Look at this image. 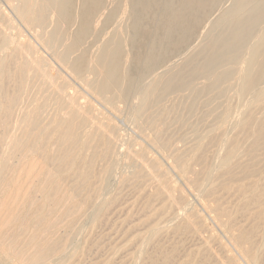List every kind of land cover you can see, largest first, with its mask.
I'll return each mask as SVG.
<instances>
[{
  "label": "bare ground",
  "instance_id": "obj_1",
  "mask_svg": "<svg viewBox=\"0 0 264 264\" xmlns=\"http://www.w3.org/2000/svg\"><path fill=\"white\" fill-rule=\"evenodd\" d=\"M159 1L7 0L13 14L16 15L15 17L21 19L27 28L34 30V36H30L36 39V43L50 52L61 69L72 75L78 82L80 81L86 90L91 91L107 107L118 108L116 107L118 104H126L131 92L133 93L132 90L136 88L133 87L136 78L131 66H137L139 63L137 59L141 61L144 70L152 71L153 75L146 83L145 80L142 81V78H139L137 82L139 93L137 92L138 96L134 103L135 111L132 108L134 111L132 123L145 125L155 119L160 122L164 121L165 118L167 122V116L173 115V117L171 116L173 119H169H172L174 123L192 124L188 121L195 117L198 99L200 96L202 97L201 101L205 98L202 103L208 108L203 113L200 111L202 114L199 116L198 122L217 123L218 127L215 128L216 130L208 128L202 132L200 131L201 124L199 125L195 120L196 124L193 123L191 131L189 132L188 129L185 132L190 133H186V136L190 135L194 140L196 139L191 142L189 140L191 137L188 136V144L190 142L193 144L196 141L197 144H194V148L191 145L192 147L188 149L195 150L197 148L207 154L210 149L211 154L208 160L212 155L214 157L215 154H218V151L222 152L217 157L218 166L215 161L212 167L208 166L211 165L214 158L212 161L209 160L210 164L199 165L205 163L207 154L205 153L204 156L203 153L200 155L196 154L198 151H195L196 155L188 161L182 159L184 161L182 164L177 157L175 167L178 166L180 172L191 174L189 184L191 189L194 188L193 191L203 189L205 195H208L206 197L211 196L209 198L216 199L220 196V190L228 189L231 184V189L240 195L236 212L240 213V216L247 215L245 217L247 220L242 218L249 224H247V228H237L236 233V230L233 229L235 231L232 230L230 233L231 242L248 263L264 264V0H232L228 6L225 4H228L230 0H225L228 1L226 3L224 1L226 8L224 7L223 13L220 11L222 15L217 16V19L212 23H206L208 15L217 10L222 0H180L181 2L177 0L180 3L178 9L173 7L175 0H166L162 7L159 6L161 4ZM158 7H161L163 16L157 29L161 37L150 47L148 54L143 59L139 55L138 57L131 55V47L143 45V35L138 36L143 33L142 30L144 31L146 27L148 14L155 13ZM1 12L3 13L4 10ZM5 20L8 21V19ZM204 23L207 25H205L207 39L204 45L199 46V51L197 50V54L199 53L201 57L198 59L196 56L198 60L200 58L201 60L196 64V58L192 57L190 53L191 57L186 58L184 63H179L180 67H176L179 65L175 66L172 63L167 66V59L175 56L179 52V47L181 48V45L189 41V38L191 39L193 34L197 33V28ZM8 24L6 25L8 26ZM12 24L15 25L14 22ZM5 26L0 25V126L3 127L0 128V131L5 128L4 133L0 132L3 133V136H0V146H2L0 157V256L5 255L12 259H19L20 264H48V261L57 258L70 245L66 246L68 239L64 237L66 240L64 243L63 235L57 238L45 231L59 219H69L73 222L76 220L75 218H80L78 215L84 213L83 210L86 212L89 200L84 194L83 196L80 194V190L91 187L97 181L96 177L100 172L105 174L110 172L111 164L108 167L107 161L116 154L113 148L115 145L111 146L116 126L112 125L111 120L112 126L106 132L104 128L109 127L107 121L110 119L105 120L107 124H103L104 121L101 123L99 117L102 114L95 115L91 111L94 106L89 107L90 104L87 105L86 102L82 104L79 100L76 101L77 97L75 100V95L73 97L72 93L69 94L71 87L65 80L66 77H63V73H59V69L55 74L50 73L51 65L48 68L46 65L48 63L42 56L37 55V46L27 38L26 42H21L18 38L17 41L16 37L12 39L8 27ZM9 28L11 29V23ZM198 29L201 30L200 27ZM20 34L21 32L18 36H21ZM192 38H196L195 35ZM187 43L185 47H188L189 43ZM10 49H13L10 56H6ZM162 65L165 66L162 68ZM11 66H13V71ZM198 79L200 83L195 84L194 82ZM11 80L15 82L14 84L12 81L16 86L12 87L16 88V92L12 89L13 94L7 92V83H11ZM170 95H177L179 98L174 100L176 96H172L174 99L172 98L173 101H170L169 106L166 105V102H169L166 98ZM204 95H208L209 99H206ZM235 104L236 106L233 108ZM235 107H238L237 118L233 117ZM182 108L185 109V115L179 113ZM233 119H235L234 122H232ZM191 121L193 122V120ZM186 124L184 127L187 129ZM217 124L213 126L216 127ZM231 126L233 130H229ZM228 131H234V134L230 136V133L228 136ZM161 139L155 140L159 149H163L166 145ZM180 141L186 143L184 139ZM187 150L186 153H190ZM184 153L185 151L183 155L186 154ZM190 155L192 154L190 153ZM17 157L30 158L28 171L34 173V181L23 188L24 191L20 187L9 193L4 187L7 181L6 175L14 168L11 161ZM180 157L184 158L182 155ZM193 163L195 165L197 163L199 168L201 166V170L195 168L197 165L192 166ZM214 164L216 169L213 168ZM155 166V162L143 165L146 176L152 174L151 171H154L152 168H157ZM178 167L176 168L178 169ZM193 169H198V172ZM164 172L163 174H166V171ZM62 179L71 180H68L69 183L71 182V186H69L70 189H64L65 203L62 205L57 219L51 222V216L62 201L59 198ZM133 179L135 178L133 177ZM158 179L160 178L156 177V180ZM203 179L208 182L205 187L203 186L206 180ZM126 181L130 182L128 179ZM126 181L124 180L125 183H127ZM156 185L158 182L154 188H157ZM166 187L164 193L161 188L160 192L158 191L161 196V192L163 195L165 194V201L168 199V204L165 203L164 207H160L159 213L168 206H172L177 211L186 203V197L183 200L180 193L175 195L176 198L175 192H171L172 196L169 193L170 189L167 191ZM77 193L83 199H77ZM85 193L89 194V190L88 192L86 190ZM155 193V195L158 194ZM202 194L200 193V195ZM223 194H221L222 197L225 195ZM231 194L236 195L235 193ZM13 196L16 198L12 199ZM76 196L77 198H75ZM159 198H162L163 202V197L158 196L157 200ZM207 208L209 209L210 206ZM232 209L227 210L228 215L231 214V211H235ZM224 210L220 206L211 209L212 213L216 211L217 215L219 214L215 217L216 221L220 215L221 218L218 219L222 220V215L225 214ZM232 215L234 216L235 212ZM173 216L175 215L173 214ZM223 220H226L225 217ZM233 220L231 221L234 222L235 220ZM248 220L252 223L250 224ZM176 223L178 224L177 221ZM181 225L183 224L181 223ZM191 225V223H184L181 231L184 232ZM150 233L155 234L152 229H150ZM37 238L40 240L37 241ZM151 238L150 242L152 243ZM258 239L259 243L255 241ZM19 241L23 243L22 248H19L21 253L18 249ZM147 243L149 247V241ZM144 244L146 246V243ZM142 252H144L142 255L147 253L144 250ZM161 255L159 254V256ZM204 255L206 256L205 253ZM171 256L166 255V260L163 259L164 257L161 259L163 262L169 261L168 257L171 258ZM148 257L151 256L146 258ZM232 257L234 260V256ZM230 258L228 257L229 260H232ZM151 259L154 260L153 257ZM233 262L231 261L230 264ZM49 263L51 264V262ZM234 263L236 264V261Z\"/></svg>",
  "mask_w": 264,
  "mask_h": 264
},
{
  "label": "rangeland",
  "instance_id": "obj_2",
  "mask_svg": "<svg viewBox=\"0 0 264 264\" xmlns=\"http://www.w3.org/2000/svg\"><path fill=\"white\" fill-rule=\"evenodd\" d=\"M167 1H169V0H167ZM175 1H176L174 3L175 5H173V7L178 9L179 5H180L179 2H181V1L180 0H178L179 2H177V0H175ZM224 1L225 0H222L223 3L221 2V5L217 8V10H214L212 13L210 12L211 15L209 13L210 16L208 15L206 23L214 22V20L217 19V16L220 17L222 15L224 7L226 8V6H228L232 2V0H230V1L228 0L229 2L225 1V3L228 2V4H225ZM164 2L166 3V0H160L159 3H161V4H159V6L161 5V7H162L163 5H165ZM8 4H9V2H7V0H0V11L4 10L3 13L2 12L0 13V25L3 27L6 24H8V22H9L8 26L6 25L5 27H8V29H9L8 31L11 33L10 37L12 39H14L16 37L15 40L18 41V39H19V41H21V42H26L27 40H29V41L31 40V42H33L37 46L36 47L37 48V55L42 56L44 61L49 64V65L46 64L47 67L51 65L50 68L48 67L49 70H51L50 73L55 74V73H57V69H59L58 72L63 73L62 74V75H64L63 77H66L65 80H67V83L69 82L68 85H70V87H71V89L69 88V94L72 93L71 96L73 95V97L75 95L74 99L77 97L76 98L77 100L76 99L75 100L76 101L79 100V102H81L82 104L86 102L85 104H87V105L90 104L89 107L94 106L93 108H91V111L93 114H95V115L98 113H99V115L102 114L99 117L100 122L102 123V121H104L103 124L108 123V125H109V127L106 126L104 128L105 131L106 132L109 131V128L112 125L116 126V130L114 131V136H113L114 138L111 140V144H112L111 146L115 145V147H113V148H114L116 154L113 155L112 157H110V159H108V161H107L108 167H109V164H111L110 165L111 168L109 167L110 172H107L106 174L100 172L99 173L100 175L99 174L97 175V177H96L97 181L92 184V186L93 185L94 186L93 187L91 186V187L86 189L87 192L89 190V194L85 193L86 190H82V191L80 190L81 193L79 192L82 196L84 194V196H86V198H88V200H89V202L86 206V209H85L86 212L83 210L84 213L78 215L80 218L79 219H78V217L75 218L76 219V220H74L75 222L74 221L71 222L69 219H67V220L59 219V220H57V222L54 225H52L47 231H45L46 233H50L51 235H54L57 238H60V235L61 236L63 235L62 236L63 238L65 237L68 239L67 240L68 245H66V246L70 245L67 249H65V251L62 254H59L57 258L48 261V264H50L49 262H51V264H163L164 262H166L168 264L169 263L170 264H214L215 262L217 264H225V263L230 264L231 261H234V262L236 261V264H251V263H248V261H246V259H244L240 255V253L237 252L236 248H234V246L231 242V239H230V233H232L233 229L236 230V231L233 230V232L235 231V233H236L238 231V229L245 228V227L247 228V226L249 225L247 223V221L245 222V220H247V218H245L247 215L244 217L245 214L242 213L243 216H240L241 214L239 213L240 214L239 215L236 212V209L238 206L237 202H239V200H240V199H238V198H240V195L231 189L232 187L230 184V187H229L230 189L229 188L225 189V190L223 189L224 191L220 190V192H219L220 196H218L216 199L214 197H212L215 200L219 199L218 201L214 202L215 200H213L212 198H209L211 196L206 197L208 195H205L206 193H204L203 189L202 190L196 189V191H193L194 188L191 189V186L189 184V181H190L189 176H191V174L189 175L188 173L183 172V171L180 172L179 167L176 166V167H178V169L175 167V165H176L175 162L177 160L176 159L177 157L180 159V163L182 164L184 161H186V160L188 161V159H190L191 157H193L196 154H200V153H203V155L205 153L207 154V152L204 153L202 150H199L197 148H195V150H194L193 148L197 144V141L193 142V144H191V142L195 141L196 139L194 140V138L191 137L190 135H188L191 137L190 139L188 138V136H186L191 131V126L196 124L195 120H197V123H199L198 122L199 116L204 112L205 109L208 108V106L205 107L204 104L202 103L203 101H205V98L202 99V101H201L200 99L202 97L201 96L199 97L198 104H197L196 111H195L198 116L195 114V117L190 119V120H193V122L192 121L190 122V120L188 121V123H192V124H186L187 122L185 123L187 129L184 127L185 124L174 123L172 120L173 115H169L170 117L167 116L168 117L167 122H166V118H165L164 121L160 122L158 119H155L157 121L156 122L154 120L156 123L154 121H152L151 123L147 122L145 125L144 124L138 125V124L132 123L133 122L132 117H133L134 111H135L134 103H135L136 98H137L138 93H139V91H138L139 86H138L137 82H138L139 78H142V81L145 80L144 82L146 83L152 77V75H153L152 71L144 70V67L140 63L141 61H138V59H137V62H139L137 64V66H135V65L131 66V68L133 69V72L135 74V78H136L135 79V85L133 86L134 88L135 87L136 88L132 90L133 93L131 92L129 99H127V101H126V104L125 103L123 105L121 104L123 107L119 104L116 106L118 108L110 107V106L107 107V105L106 106L103 105L104 103L100 99H98L95 95H93V93L91 91L89 92L88 90H86V88H84L83 84L80 81L78 82V80L73 78L72 75H69L68 72H66L60 68L59 63L57 61H55V59H53L54 56L50 52H48L47 50L40 47V45L38 43H36L37 41H36V39H34V37L32 38V36H34L33 35L34 30L32 31L31 29H29V27L27 28V26L24 25L25 23H23V21L21 19H18V17H15L16 15L13 14L14 12L12 11L10 4L9 5ZM161 7H158L159 9L157 8V11L155 13L148 14V16L146 17V21H147L146 27L144 28V31L142 30L143 33L140 36H138V37H141L143 35V37H142V39H144L143 45H137L136 47L138 49L135 46L131 47V50L133 51V54H132V51L130 50L131 55L137 56V57L139 55V57L141 56L143 59L148 54L150 47H152L155 44V42L157 40H159V38L161 37L160 32L157 30L158 26L161 24L160 23L161 20L163 19V16L161 13L162 10L160 9ZM7 16H9V18H7ZM1 17H3V18H1ZM1 19H3V20H1ZM5 19H8V21ZM9 19H11V20H9ZM12 21L15 23V25L12 24L13 23ZM10 23H11V29L9 28ZM205 25L206 24L204 23V25L199 26L201 30L198 29L199 27L196 30V32L198 34L200 31V34L202 36L200 34L198 35L195 32L198 37L199 36H201V37L198 38L196 36V34H193V36L195 35L196 38H192L193 36L191 37V39L189 38V41H187L189 43L188 47L187 46L185 47L187 42L184 43L183 45H181L182 47L181 48L179 47V52L177 51L179 54L176 53L177 56L175 55V56H172L169 59H167L166 65L167 64H169V65L175 64V66H176V64H177L179 66H176V67H180L181 62L184 63L186 61V58L188 59L190 55L192 57L194 56L195 58H196V56H198L197 57L198 59H199V57H201L199 55V53L197 54V50H198V48L200 49V47H199L200 45L202 46L206 43L207 32L205 31V27L207 25L206 26ZM9 32H8V34H10ZM19 32H21L20 35L22 37L18 36ZM203 32H204V34H203ZM30 35H32V36H30ZM19 37H21V38H19ZM26 38H27V40H26ZM204 38H205V41H203ZM139 39L142 40L141 38H139ZM194 39H195V41H194ZM199 40H202V41H199ZM11 50H13V49L8 50V54H6V56L7 55L10 56ZM44 50L47 52H45ZM195 53H196V55H194ZM135 54H137V55H135ZM197 58H196L197 61H195V63L201 60V58H200V60H198ZM142 59H140V60H142ZM164 66L165 65H162L161 67L163 68ZM12 67L13 66H11V69L13 71ZM12 81L13 80H11V83H7V92H10L9 94H13L12 89L14 91L16 89V88L15 89L12 88V87H16V86H14L15 82L13 81L14 82V84H13ZM197 82L200 83V80L198 79L194 83L197 84ZM8 88H9V91H8ZM172 96L173 95H170L169 97L166 96L167 98L165 97L166 100L169 101V102H166L164 100L167 103V104L165 103L166 105L170 106V104H171L170 101H173V99H174L173 97L176 96L174 100H177L179 98V97H177V95H174L173 97ZM204 96L206 97V99H209L208 95H204ZM78 98H80V99H78ZM86 100L89 102H87ZM234 106H236V104L233 105V108H234ZM120 107H122V108H120ZM132 108L134 111L132 110ZM198 108H199V110H198ZM95 109H97V110H95ZM117 109H118V111H117ZM183 109L184 108H182L181 109L182 111L180 110L179 113H181L182 115H185L186 112H185V109L184 110ZM237 109H238V107L237 108L235 107V112H233L234 118H237V116L239 115V113L237 112L238 111ZM100 111H101V113H100ZM200 111H202V113ZM179 113H178V115L181 116V114H179ZM13 117H15V116H13ZM169 118H172V119H169ZM106 119L107 120L110 119V120L107 121ZM105 120L107 121V123L105 122ZM111 120H112L113 124H112ZM234 120L235 119H233L232 122H234ZM166 123H167V125H166ZM169 123H171V124H169ZM202 123H203V125H202ZM207 123H210V122L199 123V125L201 124V126H202V127L200 126L201 127L200 131L204 132L208 128L212 129V130H216L218 127L217 123H213V124L210 123L211 125L207 124ZM151 124H153V125H151ZM177 124H179V125H177ZM214 124H217V125H215L216 127L213 126ZM171 125H172V127H171ZM180 125L182 126V128ZM203 126L206 128H204ZM211 126H213L214 128ZM183 127L185 128L184 130H183ZM0 128L2 129L3 127L0 126ZM167 128H168V131H167ZM179 129L180 130L182 129L183 131L182 130L180 131ZM188 129H189V132L188 133L185 132ZM3 130L0 132L4 133L5 130L4 131ZM229 130H233L232 126L230 127ZM160 131H162V133H159ZM163 132H165V133H163ZM3 133H0V136L1 135L3 136ZM158 133H159V135H161L160 137H159V135H157ZM228 133H227L228 136L230 135V133H231L230 136H232L234 134V131H228ZM182 134H183V136H182ZM115 135H116V137H115ZM153 136H154V138H153ZM186 137H187V139L185 140ZM152 138H153V141H152ZM158 138H160V139L162 138L161 141L163 140L162 142L166 143V145L163 149L160 148L162 151L159 149L157 143L155 142V140ZM182 139H184V141H186V143L183 141H180ZM188 139L190 141L192 140L190 142V144H188V141H189ZM116 144H117V146H116ZM167 145H168V147H167ZM191 145H193V148H190V150H189L188 148L192 147ZM179 148H180V151H179ZM142 149H144V150H142ZM184 149H186V150L188 149L187 152L190 151V153L192 155H190L189 152L186 153V150H184ZM174 151H178V152H174ZM184 151L186 153V154L184 153L185 155H183ZM195 151H198V152H196V154H195ZM1 153H2V146H0V157H1ZM137 153H139V154H137ZM221 153L222 152L218 151V154H215L214 157L212 155L211 158H209V160L212 161L213 158H214V160L211 162L208 160V157L211 154V150L209 149L205 163L199 164V165L203 166L206 163L210 164L209 162H211V165H208V166L212 167L213 163L215 161L216 162L215 164L218 166V162H217L218 158L217 157ZM129 155H130V157L131 156L132 157L130 158ZM181 155L184 156V158L180 157ZM200 155H202V154H200ZM172 157H173V159H172ZM129 158H130V160H128ZM29 159H30L29 157H22V158L17 157L11 161L12 164H14V168L12 170L8 171L7 175H6L7 181L4 185V187L6 188L7 192L11 193L13 190H15V189L17 190L20 187H22L21 190L24 191L25 189H23V188H26V186L29 183L34 181V173H29V171H28V169L30 167ZM182 159H184V161ZM141 160H143V161H141ZM154 162L156 165L155 167H157V168L156 169L152 168L154 171H151V173H152V174H150L151 176L148 173H147L148 175L146 176V172L143 169L144 168L143 165L144 166L150 165L151 163H154ZM196 165H197V167H195V168H199V165L197 163H196ZM196 165H195V163L192 164V166H196ZM216 165L213 168L216 169ZM201 166H200V168H201ZM192 168H194V167H192ZM152 169H150V170H152ZM193 170H195V171L197 170V172H198V169H193ZM164 171H166V174H163V173H165ZM135 172L137 173L138 177L136 176ZM142 173L145 175L143 176ZM157 175H159V176H157ZM155 176L157 178H160V179L156 180ZM161 176L164 178H162ZM133 177L135 179H133ZM147 177H149V178H147ZM98 178H100L101 180H99ZM152 178H154L155 180ZM127 179L130 182H127L126 181ZM68 180L67 179H66V181H65V179L61 180V183H60L61 189H60L59 198L62 201L60 202L56 212L51 216V218H50L51 222H54L57 219L59 211L61 210L63 203H65V197H63V193L65 191L64 189H66V190L70 189L69 186H71L70 185L71 182L69 183V181H71V180H69V181ZM124 180L127 183H125ZM152 180H153V182H152ZM162 180H164V181H162ZM144 182H147V184H144ZM150 182L154 185L156 184V182H158V185H156L157 188L159 187L158 190H157V188H154L155 186L152 185ZM162 183H164L163 184L164 186L162 185L164 187V189L161 186ZM159 184L162 188L159 186ZM204 184L205 185L203 187L207 186L206 185V184H208L207 180L205 181ZM166 186H168V187H166ZM165 187L167 188V191H169V189H170L169 193L172 196H173L172 193L175 192L174 196L176 194L179 195L181 193L180 195L183 196V200L186 197L185 198L186 203L183 204L184 206H182L181 209L179 207L176 211V209L173 208L172 206H168L166 208L168 210L165 209L164 210L165 212L162 211L161 213H159L160 207L162 208V207H164V205L168 204V199H166V201H165L164 198L166 196H165V194L163 195V193L166 190ZM169 187H171V188H169ZM160 188L163 192V193L161 192L162 196L160 195V193H158ZM198 191H199V193H198ZM225 191L227 192V194ZM155 192H157L159 195L158 194L155 195L156 194ZM79 193H77L78 198H77V196L75 198L83 199V197L80 196ZM200 193L201 194L203 193V194L200 195ZM231 193H233V194L235 193L236 195H232ZM221 194H223L224 196L222 197ZM158 196L163 197V202L161 201L162 198H159L160 200L159 199L157 200ZM219 197H221V198H219ZM15 198H16V196H13L12 199H15ZM237 199H238V201H237ZM234 204L235 205L237 204L236 207ZM218 205L220 207H222V209L223 208L225 209L224 210L225 214L222 215L223 216L222 220L218 219V218H221V215H220L219 217H217V221H216L215 217L218 216L219 214L217 215L216 211H213L214 213H212L211 209L213 210L215 207L216 208L219 207ZM207 206L208 207L210 206V208L211 207L212 208L208 209ZM171 208H173V209L171 210ZM232 208L235 209V211ZM156 209H158V210H156ZM229 209L230 210L232 209L235 212L234 216L232 215V214H234L233 211H231V214H230L231 216L227 214V213H229L227 211ZM171 211H172V213H171ZM164 213L167 215H165ZM173 214L175 216H173ZM166 216L169 219L165 218ZM174 217H176V218L174 219ZM224 217L226 220H223ZM230 217H231V219H230ZM238 217H241V218H238ZM242 217L245 220H243ZM177 218H178V220H177ZM234 218H237V219H234ZM147 219H149V220L151 219V220L149 221ZM180 219H181V221H180ZM229 219H230V221H228ZM231 220H233L234 222H232ZM176 221L178 222V224H180V226H177L178 224L176 223ZM248 222L250 224L252 223L249 220H248ZM181 223L183 225H184V223H191L192 225L188 229L184 230V232H183V231H181V229H182L181 227H183V225H181ZM240 225H242V226H240ZM243 225H245V226L243 227ZM150 229H152L153 232L155 233V234H153L154 236L152 235V233H150ZM148 235H150V236H148ZM151 236H152V238H151ZM62 237H61V239H62ZM147 237H149V238H147ZM65 238L62 239L64 241V243L66 242ZM150 238H151V241L153 240L152 243L150 242ZM153 238H155V239H153ZM39 240H40V238H37V241H39ZM147 241H149V247L147 246V244H148ZM255 241L259 243V239L255 240ZM144 243H146V246ZM150 244H151V247H150ZM22 245H23V243H21V241H19L18 249L22 248ZM142 248L144 251L147 252L145 254L146 256L142 255V254H144V252H142L143 251ZM170 249H172L171 250L172 253H171V251H167ZM174 249H176L177 251ZM167 252H168V254H167ZM20 253H21V250H20ZM149 253H151V254L149 255ZM157 253H159L160 255H161V253H163V254L161 256H159V254L157 255ZM204 253L206 254V256L205 255L203 256ZM171 254H172V256H171ZM166 255L171 256V258L168 257L169 261L167 260V261L163 262V259L164 260L167 259V258L165 259ZM211 255H212V257H211ZM230 255H231V258H230ZM147 256H151V257L146 258ZM201 256H203V257L201 258ZM232 256H234V260H233ZM152 257L154 260L151 259ZM154 257L156 258V261H155ZM213 257H215V258H213ZM228 257L232 260H229ZM161 258H163V259H161ZM172 258H173V260H172ZM147 259H149V260H147ZM216 260H218V261H216ZM227 260H229V261L225 262ZM158 262H161V263H158ZM234 262H233V264H235ZM166 263H164V264H166ZM0 264H20V260L19 259H12V258L6 257L4 255V256H0Z\"/></svg>",
  "mask_w": 264,
  "mask_h": 264
}]
</instances>
